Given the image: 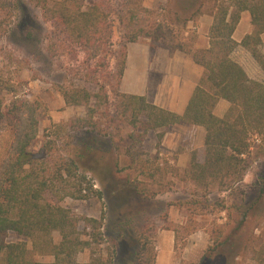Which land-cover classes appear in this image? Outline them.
<instances>
[{
	"label": "rangeland",
	"instance_id": "rangeland-1",
	"mask_svg": "<svg viewBox=\"0 0 264 264\" xmlns=\"http://www.w3.org/2000/svg\"><path fill=\"white\" fill-rule=\"evenodd\" d=\"M58 1L45 3L52 7ZM85 1H104L112 25L109 54L96 59L60 33L37 0H0V96L6 103L22 97L41 105L40 131L32 147L43 157L39 170L49 173L73 161L78 177L87 175L101 191L89 199L61 200L77 215L101 221L98 229L80 222L81 236L91 242L81 252L98 264H189L204 255V264H260L264 157L253 154L256 160L233 188L215 187L207 196L197 189L186 175L190 161H179L177 155L184 146L168 155L158 131L142 137L146 117L136 121L112 90L118 86L119 63L130 43L124 38L127 0ZM137 1L151 10L142 14L146 21L159 20L165 26L163 41L168 46L182 40L202 49L196 44L203 43L201 33L213 20L215 0ZM31 29L33 35L28 36ZM147 39L167 48L147 37L137 42ZM253 75L264 82L262 68L253 69ZM101 84L107 85L109 104L98 108L94 124H86L81 119L89 120L95 101L90 107L68 105L62 91L82 87L97 93ZM5 137L0 128V154ZM53 237L60 242L59 231ZM18 240L10 234L9 241Z\"/></svg>",
	"mask_w": 264,
	"mask_h": 264
},
{
	"label": "trees",
	"instance_id": "trees-1",
	"mask_svg": "<svg viewBox=\"0 0 264 264\" xmlns=\"http://www.w3.org/2000/svg\"><path fill=\"white\" fill-rule=\"evenodd\" d=\"M213 2L210 47L195 50L182 40L168 46L163 41L166 38L165 26L159 20L146 21L142 15L151 10L137 0H127L129 14L124 33L127 42L147 37L171 52H186L204 67L203 76L183 115L152 104L144 96L118 91L126 65V50L119 63L118 86L112 89L118 92L125 112L131 111L136 121L141 115L146 117L142 121V137L158 131L161 138L165 129L182 122L205 128V144L192 152L186 175L206 196L212 194L215 187L221 190L233 188L244 179L256 157H264V82L250 78L232 58L233 51L241 45L264 70L261 49L264 0ZM37 3L72 44L80 45L95 59L103 53L109 54L112 25L104 1L86 5L85 0H59L52 7L45 0H37ZM245 11L250 13L254 30L237 42L233 33ZM33 30H29L28 36L33 35ZM98 88L97 93L82 87L62 91L68 105L90 107L95 101L94 107H90L91 120L81 119L86 124H94L92 119L98 108L109 104L107 85L101 84ZM221 99L230 102L223 117L214 113ZM40 109L37 101L21 97L6 103L0 96V128L5 129L6 136L0 154V264H45L35 259L36 255H53L55 261L50 264H76L79 252L91 245L80 234V222L84 221L86 228L96 229L101 224L99 219L77 215L61 203L65 196L89 199L91 195H101L87 175L78 177L75 162H63L49 173L39 170L44 164L43 157L32 147L40 131ZM54 231L61 234L59 243L54 241ZM11 233L20 240L9 241ZM206 259L207 255H204L198 263L189 264H204ZM258 261L264 264L263 252Z\"/></svg>",
	"mask_w": 264,
	"mask_h": 264
},
{
	"label": "crops",
	"instance_id": "crops-1",
	"mask_svg": "<svg viewBox=\"0 0 264 264\" xmlns=\"http://www.w3.org/2000/svg\"><path fill=\"white\" fill-rule=\"evenodd\" d=\"M212 22L213 20L210 21L209 27L201 33L203 43L198 42L197 48L210 47L209 32ZM253 30L250 13L245 11L233 33V38L241 42ZM262 38L264 44V34ZM125 57L126 65L121 80L122 92L144 96L148 102L168 111L180 115L185 113L193 92L203 76L204 67L202 65L195 62L184 51L171 52L168 48L153 45L149 39L128 43ZM232 58L245 69L250 78L259 80L253 75V69L258 70L261 66L243 46H237L232 53ZM229 107L230 102L221 99L214 113L223 117ZM205 139L206 130L203 126L182 122L169 126L162 142L168 149L166 152L168 155H175V151H179V148L184 146L182 152L177 155H179V161L186 163L191 160L193 149H201L204 146ZM37 260L50 264L55 261V257L53 255L37 256ZM76 260V264H98L89 260V256L82 252L77 255Z\"/></svg>",
	"mask_w": 264,
	"mask_h": 264
}]
</instances>
